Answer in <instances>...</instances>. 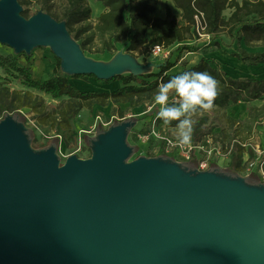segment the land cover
I'll use <instances>...</instances> for the list:
<instances>
[{"label": "water", "instance_id": "obj_1", "mask_svg": "<svg viewBox=\"0 0 264 264\" xmlns=\"http://www.w3.org/2000/svg\"><path fill=\"white\" fill-rule=\"evenodd\" d=\"M20 8L0 0V43L52 42L73 73H118L85 65L62 24ZM26 141L13 119L0 124V264H264V187L178 163H125L117 134L93 160L63 166Z\"/></svg>", "mask_w": 264, "mask_h": 264}, {"label": "trees", "instance_id": "obj_2", "mask_svg": "<svg viewBox=\"0 0 264 264\" xmlns=\"http://www.w3.org/2000/svg\"><path fill=\"white\" fill-rule=\"evenodd\" d=\"M99 1L106 6L107 11L100 15L97 24L93 26L90 23L93 9L88 0H61L59 4L56 0H18L21 7L20 14L25 19H30L33 7L38 6L37 10L62 24L73 39L80 40L82 50L91 53L113 54L118 50V44L126 43L128 52L141 51L144 56H149L158 45L168 48L178 42L195 40L199 38L196 30L197 15L202 16L206 33L211 35L212 40L207 44L202 43L203 45H199L198 42L180 45V53L176 61L166 59L159 66L158 72L143 75L115 73L107 77L98 76L93 72L67 75L63 72V59L56 55L57 63L52 75L47 79L37 80L33 77L32 64L24 65L15 54L0 51V68L7 77L19 79L27 88L51 95L54 99L68 97L64 104L54 107L31 91L12 89L7 84L6 77L0 75V113L4 114V118L11 117L19 127H22L28 122L23 108L28 107L33 111L35 125L38 128L45 125L49 126V130L56 132L60 129L71 130V121L76 119L85 107L91 108L96 104L101 106L129 104L136 107L154 99L159 84L167 82L172 76L185 71H207L219 81V94L211 111L198 112L193 117L195 120L193 141L200 143L207 136L213 135L220 127L217 120L227 117L232 134L242 136L238 140L234 137L232 139L233 160L229 170L234 173L243 171L245 154L253 157L254 151L241 143L250 140L249 134L254 132L260 116L264 114V104L252 105L243 123H239L231 115L227 116L225 109L231 103L264 101V79L253 76L235 77L224 69L218 59L205 56L194 66H186L177 72L171 70L178 65L183 52H198L202 47L209 46H216L224 55L236 57L247 65L264 64V0H173L176 7L182 11L184 25L178 23L170 6L167 7L165 18L157 16L158 0ZM226 9L232 10L228 18L224 15ZM150 27L160 28L162 35L149 40L146 32ZM222 34L232 39L230 46L237 43L236 52L228 54L222 50L219 41ZM96 39H99L97 43H95ZM242 43L245 46H242ZM258 47L262 49L255 51L248 49ZM23 56L30 61L34 55L30 53ZM89 78H94L100 85L121 81L123 86L112 91L107 89V91H90L80 89L72 82L73 79L84 81ZM175 99L174 94H170V103ZM221 112L220 116L211 115ZM173 122L177 123V121ZM225 132L223 130L224 137L227 135ZM245 132L247 134L243 135ZM23 133L29 142L34 137L31 129H24ZM60 138V134L57 135L51 146L57 148ZM138 150L139 148L131 151L129 156L134 155ZM162 154V157H165L164 152ZM200 162V156L194 151L192 158L179 163V166L186 174L196 175ZM210 168V171L218 175L222 176L225 173L214 161L210 162ZM247 184L252 186L250 183Z\"/></svg>", "mask_w": 264, "mask_h": 264}, {"label": "rangeland", "instance_id": "obj_3", "mask_svg": "<svg viewBox=\"0 0 264 264\" xmlns=\"http://www.w3.org/2000/svg\"><path fill=\"white\" fill-rule=\"evenodd\" d=\"M56 1V3L59 4L61 0ZM93 1L96 2V0ZM97 1L102 3L99 0ZM95 8L97 11V7ZM37 9L38 6L33 7L32 17L28 20L49 17L48 15L44 14L43 12ZM88 23L89 22H86V24ZM90 23L93 26L97 24H94V20H92V18L90 19ZM67 39H69L76 46L81 47L80 40L73 39V37L68 33ZM98 41L99 39H96L95 43H97ZM221 44L229 46V44L226 43L224 40L223 42H221ZM231 48L233 50H231L230 53H234V50H238L235 44ZM248 49L251 51H255L262 48L258 47ZM120 50L122 53L121 55H124L125 46H121ZM0 51H2L3 53H8V51H11L9 53L15 54L20 62H24L26 63V65L32 64L33 74H40L38 77L47 76L48 73H50L51 68L53 66L55 67L57 63L55 47L52 42H43L42 44L27 47L21 50H18L6 43H0ZM33 51H37V53H34ZM30 53H34V56L30 61H27L23 54L27 56ZM83 53L85 65L97 64L99 66V70L104 73H106V71H111L113 65H115L118 60V58L116 57L112 58V54L110 53H91L89 51L84 50ZM228 58L229 59L226 60V67L233 76H253L264 79V64L245 65L239 61L231 60V57ZM39 60L42 61V67L40 69L36 67ZM125 60L126 58L124 57L121 60L122 63ZM62 68L63 72L67 75H71L73 73V70L65 59H63ZM3 76L6 77V80L8 82L7 84L12 89L31 91L35 95L41 96L43 99H45V102L51 106L58 107L68 100L67 96H64L60 99H54L51 95H46L45 93L36 92L32 89H29L26 86L22 85L19 79L7 77V74L4 71ZM38 77L35 78L40 79ZM76 86L83 90L107 91L104 87L97 83L94 78H89L82 82L78 81L76 82ZM263 104L264 102H258L259 106H262ZM154 106L156 107L154 108ZM159 107V105H156L154 103V99L136 107H132L129 104H109L107 106H101L99 104H96L91 108L85 107L81 110L78 117L71 121V130L60 129L57 132L49 130V126L45 125L41 128H38V126L35 125L36 121L34 120L33 111L30 108L25 107L23 108V112L26 113L25 115L28 122H25L21 129L22 131L24 129L33 130V139L30 142L28 141V139L26 141L28 147L33 152L40 154L45 153L49 149H52L58 159L59 166L65 165L72 157H77L82 161L93 160L100 154L102 149L107 148L106 142L108 141V136L113 134L122 136L123 142L127 147L129 154L124 160L125 163H132L136 160H140L143 158L154 161L159 160L162 162H171L175 160L174 163H182L181 159L179 160V158L171 155L170 150L167 151L165 143L162 139L155 136L147 137L150 129L154 125V121L156 120L157 131H159L161 134H167L171 137L176 138V124H174V122H171L170 125H165L163 121H160L157 118ZM248 110L249 108L245 109L244 107L241 108L238 106H233L229 109H225V112L227 116L231 115L239 123H243L248 117ZM221 114L222 112L218 114L211 113L213 117L220 116ZM5 120L9 121L12 120V118L8 117L6 119L4 118V114L2 115L0 113V124L3 123ZM217 123L220 124V127H218L214 131L213 135L208 136L207 139L209 140L207 144L212 145L208 146L210 149H212L213 153L209 155L200 149H196L195 152L197 153V155L202 158L205 157L208 159L217 156L218 158H225L224 162L221 163L222 167L218 165L220 169H222L225 173L222 176H219L229 180H238L240 183L249 187L262 189L264 187V114L260 116L258 125L255 128L254 132L252 134H249L251 135L250 140L246 142L248 144V147L253 149L254 156H249L247 159H245L244 170L239 173H234L229 170L231 165L230 158H233V155L228 151L233 143V137L238 140L241 139L242 136L232 134L231 129L229 127V123L227 121V117L220 118L219 120H217ZM223 130H225V133L227 134L225 137ZM59 134L61 137V141H59V146L57 148L51 146L54 141V138L57 137V135ZM246 134L247 132L243 133V135ZM214 146L220 148L222 153L218 154V151L216 148H214ZM138 148L139 150L137 153L132 156H129L131 151L135 149L137 150ZM162 152H164L165 157H162ZM251 164H253V166H251ZM210 170L211 168L209 165L205 171L212 172ZM247 183L252 184V186L248 185Z\"/></svg>", "mask_w": 264, "mask_h": 264}, {"label": "crops", "instance_id": "obj_4", "mask_svg": "<svg viewBox=\"0 0 264 264\" xmlns=\"http://www.w3.org/2000/svg\"><path fill=\"white\" fill-rule=\"evenodd\" d=\"M88 1L91 4L92 9H93L92 20H94V24H96L98 22V18L100 17V15L103 12L107 11V8H106L105 5H103L102 3L98 2L97 0H96V2H94L93 0H88ZM94 5H96V6H94ZM168 6H170L172 8L173 13L176 15V17L178 19V23L180 25H184L185 21L182 19V11H181V9L176 7V5H175L173 0H158L157 9H156V15L161 17V18H165L166 15H167V7ZM95 7H97V9H98L97 11H96ZM231 11H232L231 9H226L224 11V15L228 18L230 16V14H231ZM160 35H162V30L160 28H157V27H150V28H148V30L146 32V37L149 40L154 39V38H158ZM223 40L226 43H228L229 46L221 44L222 50L227 52L228 54H231L230 51L233 50L231 48L232 46H230L231 43H232L231 38L229 36L225 35V34H222L221 38L219 39L220 43L223 42ZM185 43L195 44V41L194 40H187V41H184V42H178V43H175V44H173L172 46H170L168 48H164V52L161 53V54H157L156 55L154 53H151L149 56H144L141 51H135V52H131L130 53V52L127 51V45L128 44H126V43H123L121 45L118 44V50L115 53H113V54L110 53V54H112V58L113 57L118 58L117 63L115 65H113L112 68H116L117 69L116 71L118 73H122V74L134 73V74H137V75H143V74H149V73L158 72L159 71V66L161 64H163L166 61V59H169L172 62L176 61L177 56L180 53L179 46L182 45V44H185ZM198 44L199 45H203L201 42H198ZM235 45L238 48L237 43H235ZM121 46H125L124 55H121L122 54L121 50H120ZM242 46H245L244 43H242ZM8 52H11V51H8ZM33 52L37 53V51H33ZM234 52H236V51L234 50ZM204 56L205 57H215L216 59H218L223 64L224 69L227 72L230 73V71L226 67V64H227L226 60L229 59L228 58L229 56L224 55L222 53V51L216 46L202 47L201 50L198 51V52H183L182 53V58L180 59L178 65L176 67H174L171 71L172 72H177V71H181L186 66H188V67L194 66ZM124 57L126 58V60L123 61V63H122V61H120V60H122ZM231 60L239 61L236 57H232V56H231ZM21 63L26 65V63H24V62H21ZM242 64H244V63H242ZM53 69H54V66L51 68V71H50V73H48L47 76L38 77L40 79H37L35 77L34 78L37 79V80L47 79V78H49L52 75ZM0 75H3V69L2 68H0ZM78 81H80V80H76V79L72 80V82L74 84H76V82H78ZM80 82H82V81H80ZM101 86L104 87L105 89L109 90V91H112V90H116V89L120 88L121 86H123V83L121 81H116V82H113L111 84H108V85L106 84V85H101ZM34 91H36V90H34ZM36 92H38V91H36ZM259 101H261V100H256V101H252V102L231 103L230 106L228 107V109L230 107H233V106L234 107L238 106V107H241V108L244 107L245 109H248V108L250 109V107L252 105L259 106L258 105ZM261 102H264V101H261ZM247 116H248V112H247ZM207 139H208V136L206 138H204L203 142L207 146L208 145L212 146L211 144H207V142L209 141ZM214 148L217 149V146H214ZM245 155H247V156H245L244 159H247L249 157V154H245ZM200 159H201V161L202 160H207L209 165H210L211 161H214L219 166H221V163L224 162L225 158H220V157L218 158V156H217V157H213V158H210V159L205 158V157L204 158L200 157ZM230 159H231V164H232L233 158H230ZM256 171H258V170H256Z\"/></svg>", "mask_w": 264, "mask_h": 264}, {"label": "clouds", "instance_id": "obj_5", "mask_svg": "<svg viewBox=\"0 0 264 264\" xmlns=\"http://www.w3.org/2000/svg\"><path fill=\"white\" fill-rule=\"evenodd\" d=\"M170 94L176 97L171 103ZM219 94V81L207 71H185L161 82L154 95V103L159 105L157 118L165 125L177 121L176 139L180 145L192 141L198 112H209L215 107Z\"/></svg>", "mask_w": 264, "mask_h": 264}, {"label": "built area", "instance_id": "obj_6", "mask_svg": "<svg viewBox=\"0 0 264 264\" xmlns=\"http://www.w3.org/2000/svg\"><path fill=\"white\" fill-rule=\"evenodd\" d=\"M196 19H197V23H196V30L198 32V35H199V38L195 39L194 41L195 42H201V43H204V44H207V43H210L211 40H212V37L209 33H206V26L203 22V18L202 16H199L197 15L196 16ZM164 52V47L158 45L156 46L152 53L154 54H161ZM156 120L154 121V125L153 127L150 129L148 136H155V137H158L160 139L163 140V142L165 143V146L167 148V151H171V155L174 156V157H177L179 158V160L181 159L182 162L184 161H188L192 158V154L194 153V151L196 149H200L202 151H204L206 154H212L213 151L212 149H210L203 141H201L200 143H195L193 141V138H192V141L189 145H180L177 141L176 138L174 137H171L170 135H167V134H161L159 131H157V128H156ZM159 132V133H158ZM241 143V142H240ZM243 146L245 147H248V144L247 143H241ZM233 143L229 149V153H232V150H233ZM217 153L218 154H221L222 151L220 150V148H217ZM264 153V152H263ZM209 166V163L207 160H202L199 164V167L198 169L200 171H204L207 169V167ZM251 166H253V164H251Z\"/></svg>", "mask_w": 264, "mask_h": 264}, {"label": "bare ground", "instance_id": "obj_7", "mask_svg": "<svg viewBox=\"0 0 264 264\" xmlns=\"http://www.w3.org/2000/svg\"><path fill=\"white\" fill-rule=\"evenodd\" d=\"M62 31H63V33L65 34V31H64L63 29H62ZM36 67L40 69V68L42 67V61L39 60L38 63H37V65H36ZM39 75H40V74H38V73H34V74H33V77H38ZM232 188H233V187H232ZM233 189H235V188H233ZM235 190H236V189H235Z\"/></svg>", "mask_w": 264, "mask_h": 264}]
</instances>
